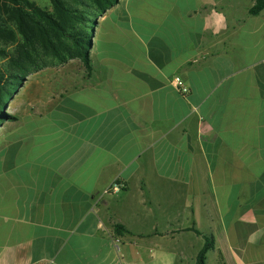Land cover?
<instances>
[{
  "label": "crops",
  "instance_id": "obj_1",
  "mask_svg": "<svg viewBox=\"0 0 264 264\" xmlns=\"http://www.w3.org/2000/svg\"><path fill=\"white\" fill-rule=\"evenodd\" d=\"M128 2L95 16L90 76L24 81L0 124V264H195L191 227L206 264H264V8Z\"/></svg>",
  "mask_w": 264,
  "mask_h": 264
},
{
  "label": "trees",
  "instance_id": "obj_2",
  "mask_svg": "<svg viewBox=\"0 0 264 264\" xmlns=\"http://www.w3.org/2000/svg\"><path fill=\"white\" fill-rule=\"evenodd\" d=\"M119 0H50L52 11L34 0H0V124L14 118L7 105L31 71L41 69L48 59L65 64L79 60L86 76L92 72L90 52L92 36L90 16L100 15ZM264 8V0H256L250 13ZM11 47V48H10ZM10 48V49H8ZM9 100V101H8ZM118 234L128 232L115 225ZM202 235L205 242L196 255L195 264H206L207 253L214 248L211 235L189 228Z\"/></svg>",
  "mask_w": 264,
  "mask_h": 264
},
{
  "label": "rangeland",
  "instance_id": "obj_3",
  "mask_svg": "<svg viewBox=\"0 0 264 264\" xmlns=\"http://www.w3.org/2000/svg\"><path fill=\"white\" fill-rule=\"evenodd\" d=\"M41 7L52 11L53 7L50 0H34ZM130 4L138 5L140 3L154 5L158 7L157 12L148 13V14H161L164 10H166L171 4L172 0H131L128 2ZM91 27L88 29L89 34L93 35V29L96 25V17L90 16ZM11 48V47H10ZM8 48V49H10ZM86 48L89 50V45H86ZM4 61L3 59H0ZM86 76L85 69L83 64L77 60L73 59L68 61L65 64L58 63L57 60L48 59L46 65L41 69L31 71L26 77L27 83L29 84V95L31 100H38V98L58 95L60 91L65 88H71V86H76L81 83L82 78ZM20 84H16L18 94L19 90L22 88L24 84L21 79ZM22 97H16L15 95L9 101L7 105V112L11 113V115H16L17 110L14 109V105L19 101ZM50 98V97H49ZM49 98L46 101H49ZM47 107H50L47 106Z\"/></svg>",
  "mask_w": 264,
  "mask_h": 264
},
{
  "label": "built area",
  "instance_id": "obj_4",
  "mask_svg": "<svg viewBox=\"0 0 264 264\" xmlns=\"http://www.w3.org/2000/svg\"><path fill=\"white\" fill-rule=\"evenodd\" d=\"M170 84H172L180 93L186 95L189 92V86L185 79L179 75H174ZM126 187V183L121 179L114 180L109 186L104 188L100 193L96 195L97 201H101L105 195L118 194ZM124 239L121 234H115L113 237V244L117 251H120L123 245Z\"/></svg>",
  "mask_w": 264,
  "mask_h": 264
}]
</instances>
